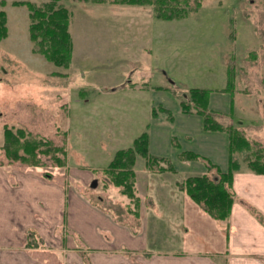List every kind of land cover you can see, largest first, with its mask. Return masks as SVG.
Returning <instances> with one entry per match:
<instances>
[{
  "label": "rangeland",
  "instance_id": "1",
  "mask_svg": "<svg viewBox=\"0 0 264 264\" xmlns=\"http://www.w3.org/2000/svg\"><path fill=\"white\" fill-rule=\"evenodd\" d=\"M16 1L40 5L49 0H0L7 27L0 38L1 165L37 168L51 178L61 173L68 183L70 176L61 171L70 166L89 180L83 193L93 202H102L117 218L126 210L138 217L149 203L145 191L168 194L171 185L185 195L178 182L188 175L217 177L207 162L227 169L228 135L204 129L203 116L194 111L202 106L188 91L197 88L208 92L211 120L230 129L240 143L248 142V149L234 153L240 168L258 157L264 166V0H203L178 19H161L151 5L120 0H58L70 12L67 66L32 51L28 8ZM181 102L193 111H183ZM7 127L50 141L46 148L30 149L35 165L6 153ZM142 134L148 153L165 160L152 159L150 171L146 158L135 154L134 213L133 199L121 194L102 169ZM52 146L63 148L65 165L54 160L61 154ZM190 152L198 157H188ZM170 166L174 171H157ZM161 227L173 230L167 222Z\"/></svg>",
  "mask_w": 264,
  "mask_h": 264
},
{
  "label": "crops",
  "instance_id": "2",
  "mask_svg": "<svg viewBox=\"0 0 264 264\" xmlns=\"http://www.w3.org/2000/svg\"><path fill=\"white\" fill-rule=\"evenodd\" d=\"M63 170L70 183L0 164V264H264V173L234 172L230 214L218 220L171 185L145 191L138 217L117 218L83 193L84 175Z\"/></svg>",
  "mask_w": 264,
  "mask_h": 264
},
{
  "label": "trees",
  "instance_id": "3",
  "mask_svg": "<svg viewBox=\"0 0 264 264\" xmlns=\"http://www.w3.org/2000/svg\"><path fill=\"white\" fill-rule=\"evenodd\" d=\"M58 0H49L40 5H34L30 1H16L13 4H24L28 8V31L29 39L32 43V51L38 52L44 58L57 66H67L70 61L72 52V39L69 33V17L70 12L64 6L56 4ZM203 0H120L121 3L151 5L154 8L155 16L161 19H178L187 16L191 11H195L200 6ZM0 38L5 37L7 27L5 26V17L0 14ZM229 83V81H228ZM190 97L197 105L202 106L194 111L203 116V127L206 130H221L228 135V152L229 162L226 170H221L217 165L210 164L211 168H215L217 177L210 179L207 172L199 174H191L185 177L182 182H178V187L192 201L198 204L201 209L211 217L218 220H226L230 214V207L234 200V194L231 190L232 178L234 172L239 170L240 165L234 153L238 149H248V142L240 143L237 135L231 132L228 128H223L216 122H213L208 114V92L204 89L191 88L188 90ZM181 108L185 112H191L189 105L183 102L180 103ZM4 143L3 148L6 153L12 155V159L29 161L35 165L37 160L35 154L30 149H34L39 144L45 146L50 141L47 139H36L31 134L26 132L24 128L7 127L3 131ZM55 154H61L54 158L55 161L64 163V150L61 147L52 146ZM61 148V149H60ZM22 152L18 153L17 150ZM30 151L27 153L25 151ZM44 149L43 151L46 152ZM140 153L146 158L147 167L150 171V161H156L161 157L153 156L147 151V136L142 134L138 137L132 147L116 151L112 160L102 170L111 175L113 183L121 188V194H126L133 200L134 213L138 209L134 195V180L136 172L133 168L135 162V154ZM61 156V157H60ZM153 156V157H152ZM188 157L196 158L198 154L188 153ZM162 160L164 158H161ZM259 157L256 160L248 162L249 168L256 173H264V166L259 162ZM34 160V162L32 161ZM165 160V159H164ZM160 168V169H159ZM173 170L169 168L158 167L159 171ZM137 199V198H136Z\"/></svg>",
  "mask_w": 264,
  "mask_h": 264
},
{
  "label": "water",
  "instance_id": "4",
  "mask_svg": "<svg viewBox=\"0 0 264 264\" xmlns=\"http://www.w3.org/2000/svg\"><path fill=\"white\" fill-rule=\"evenodd\" d=\"M92 187H95L96 186V180H94L91 184Z\"/></svg>",
  "mask_w": 264,
  "mask_h": 264
}]
</instances>
